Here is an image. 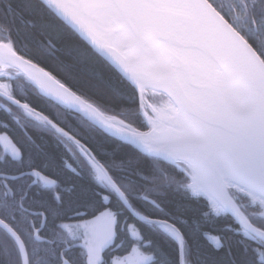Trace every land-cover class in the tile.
Here are the masks:
<instances>
[{
    "label": "snow or ice",
    "instance_id": "6c2138e0",
    "mask_svg": "<svg viewBox=\"0 0 264 264\" xmlns=\"http://www.w3.org/2000/svg\"><path fill=\"white\" fill-rule=\"evenodd\" d=\"M0 264H264V0H0Z\"/></svg>",
    "mask_w": 264,
    "mask_h": 264
}]
</instances>
